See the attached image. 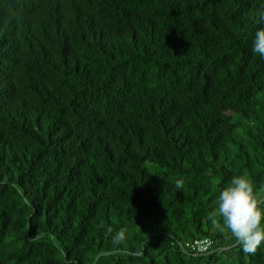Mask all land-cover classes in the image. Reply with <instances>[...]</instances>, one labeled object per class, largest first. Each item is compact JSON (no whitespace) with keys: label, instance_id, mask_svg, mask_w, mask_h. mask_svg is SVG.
Returning a JSON list of instances; mask_svg holds the SVG:
<instances>
[{"label":"trees","instance_id":"obj_1","mask_svg":"<svg viewBox=\"0 0 264 264\" xmlns=\"http://www.w3.org/2000/svg\"><path fill=\"white\" fill-rule=\"evenodd\" d=\"M261 10L0 0V264H264L210 218L264 186Z\"/></svg>","mask_w":264,"mask_h":264},{"label":"clouds","instance_id":"obj_2","mask_svg":"<svg viewBox=\"0 0 264 264\" xmlns=\"http://www.w3.org/2000/svg\"><path fill=\"white\" fill-rule=\"evenodd\" d=\"M256 23H264V10L257 13ZM252 51L264 58V27L257 28L252 38ZM177 188H182L178 183ZM213 224L231 237L249 255L264 245V186L257 189L247 174L234 175L218 190L210 212Z\"/></svg>","mask_w":264,"mask_h":264},{"label":"built area","instance_id":"obj_3","mask_svg":"<svg viewBox=\"0 0 264 264\" xmlns=\"http://www.w3.org/2000/svg\"><path fill=\"white\" fill-rule=\"evenodd\" d=\"M212 245L213 242L210 239L205 238L200 240H194L191 242H186L183 246H181V248L182 249L184 248L186 251L190 253L201 255L209 252Z\"/></svg>","mask_w":264,"mask_h":264}]
</instances>
